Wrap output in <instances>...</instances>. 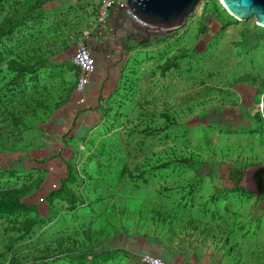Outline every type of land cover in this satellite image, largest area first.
<instances>
[{"label":"rangeland","instance_id":"1","mask_svg":"<svg viewBox=\"0 0 264 264\" xmlns=\"http://www.w3.org/2000/svg\"><path fill=\"white\" fill-rule=\"evenodd\" d=\"M101 1L0 0V155L18 162L0 200L19 204L0 264H264V195L244 187L264 166V27L202 0L179 28L110 25L96 45ZM80 44L107 66L94 109Z\"/></svg>","mask_w":264,"mask_h":264},{"label":"water","instance_id":"2","mask_svg":"<svg viewBox=\"0 0 264 264\" xmlns=\"http://www.w3.org/2000/svg\"><path fill=\"white\" fill-rule=\"evenodd\" d=\"M202 0H128L129 9L146 25V31H171L181 27ZM225 10L236 20L254 18L264 27V0H221ZM260 113L264 121V94L261 96ZM259 168L245 170L244 187L259 195L253 173ZM264 180V175H263Z\"/></svg>","mask_w":264,"mask_h":264},{"label":"built area","instance_id":"3","mask_svg":"<svg viewBox=\"0 0 264 264\" xmlns=\"http://www.w3.org/2000/svg\"><path fill=\"white\" fill-rule=\"evenodd\" d=\"M127 2L128 0H102L97 25L105 22L112 9H117L136 23L139 28H147L129 9ZM72 62L79 71L75 85L76 102L77 105H85L89 97V89L98 71L97 57L87 44H80L75 48ZM51 188L58 189V184L51 185ZM141 261L143 264H166L163 258L151 254L143 255Z\"/></svg>","mask_w":264,"mask_h":264},{"label":"trees","instance_id":"4","mask_svg":"<svg viewBox=\"0 0 264 264\" xmlns=\"http://www.w3.org/2000/svg\"><path fill=\"white\" fill-rule=\"evenodd\" d=\"M110 25L114 27L113 28L114 38L116 39L120 37V35H123V34H128L129 36L133 38L134 37V35L132 34L133 30L135 31L137 28H139L138 25L134 23L133 21H131V19L127 17L124 13L118 11L117 9H112L109 13V16L104 26L102 25L97 28L102 33L100 31H97V37L93 36V38L97 41V42L95 41L96 45H102L103 42L105 41H109V43H112V38L105 36L107 32L104 31L107 29V27H110ZM95 44L94 45L89 44V47L91 50H96ZM143 44L145 45L146 43H143ZM30 99L32 102V98ZM263 175H264V168H259L255 170L253 173V179L255 181V185L257 187V191L259 192V195H264ZM18 205L19 204L17 202L2 201L1 199L0 200V211H7V212L13 213L19 207Z\"/></svg>","mask_w":264,"mask_h":264},{"label":"crops","instance_id":"5","mask_svg":"<svg viewBox=\"0 0 264 264\" xmlns=\"http://www.w3.org/2000/svg\"><path fill=\"white\" fill-rule=\"evenodd\" d=\"M94 52V51H93ZM109 59V58H108ZM99 67V66H98ZM101 67V66H100ZM98 68V71H97V74L96 76L94 77V80L92 82V86L90 87L89 89V100H87L88 102V107L91 106L92 109H94V106H95V103L96 101L98 100V96H99V91L102 89L103 90V80L104 78L107 76L108 74V71H107V66L106 67H101V68ZM100 74H101V81L99 79L100 77ZM100 82L101 85H98ZM90 105V106H89ZM79 106H83V105H79ZM90 108V109H91ZM76 117V115H75ZM73 118V117H72ZM16 158L12 157V155H0V163L4 162L6 164H10L11 166L10 167H16L18 166V162H16ZM21 164H23V162H20ZM47 166V167H46ZM46 166L45 168L48 169V177L43 181L42 185L40 188L43 187L44 188H48L49 186V183H51V181H55V180H60V174L62 173V170L63 169V165L61 162H58V163H55L52 161L49 162V163H46ZM54 169V170H53ZM58 169V171H57ZM50 171V172H49ZM60 175V176H59ZM53 176H57L58 178L54 180V177ZM50 180V181H49ZM52 181V182H53Z\"/></svg>","mask_w":264,"mask_h":264}]
</instances>
